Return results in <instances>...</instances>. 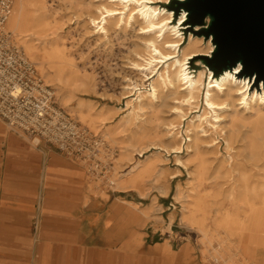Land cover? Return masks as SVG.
<instances>
[{"label": "bare ground", "instance_id": "6f19581e", "mask_svg": "<svg viewBox=\"0 0 264 264\" xmlns=\"http://www.w3.org/2000/svg\"><path fill=\"white\" fill-rule=\"evenodd\" d=\"M11 1L6 32L42 70L50 68L61 92L70 96L80 88L83 94H108L117 80L116 101L126 100L128 110L117 130L127 135L122 149L131 163L117 189L144 199L150 192L145 184L151 182L168 196L170 188L161 182L162 152L175 153L189 181L186 188L177 186L173 199L182 207L181 225L197 235L202 254L211 253L217 264H264L263 80L241 63L229 67L224 61L215 73L209 70L204 93L206 68L194 73L187 64L210 57L216 45L212 36L205 43L202 25H192L188 10L179 25L174 23L176 3L184 0ZM74 23L82 25L83 46L65 35V27ZM183 30L190 33L187 43ZM79 109L90 126L107 120L105 111L83 104ZM120 202L137 212L134 224L162 211L156 198L144 209Z\"/></svg>", "mask_w": 264, "mask_h": 264}, {"label": "crops", "instance_id": "0c3cea01", "mask_svg": "<svg viewBox=\"0 0 264 264\" xmlns=\"http://www.w3.org/2000/svg\"><path fill=\"white\" fill-rule=\"evenodd\" d=\"M107 194L91 192L79 161L0 119V264H200L173 236L147 241L135 211Z\"/></svg>", "mask_w": 264, "mask_h": 264}, {"label": "rangeland", "instance_id": "374dc122", "mask_svg": "<svg viewBox=\"0 0 264 264\" xmlns=\"http://www.w3.org/2000/svg\"><path fill=\"white\" fill-rule=\"evenodd\" d=\"M184 10H187V8L184 6H180L179 9H174L173 21L174 23H176V25H179V19L182 17V13L184 12ZM188 18L186 20H188ZM198 19L199 13L195 12V15L192 19V25L198 24ZM81 26L82 25L77 26L76 23L68 25L67 27H65L64 32L68 38H72L74 41H76L77 45L83 46L84 43L82 40L83 33ZM178 27L179 29H182V27ZM208 27L209 20L208 18H206L204 20V23L202 24V30L199 33L200 35L204 36L205 43L208 41L209 37L212 36L215 44V38L213 34H207V32L205 31L208 30ZM183 31L185 33L187 43L190 33L189 31L187 32V30ZM18 42L20 45L23 46V44L19 40ZM29 58L31 59V57ZM227 59L228 57L225 54L221 53L217 57H214L213 55H211L210 57L199 56L195 60L190 59L188 61L187 65L190 68H196V71H193L194 73L198 72V70L200 69L206 68L207 74L205 76L206 86L204 93L206 92L207 83L209 82V70H213V72L215 73V70L221 69L222 63L224 61H227ZM196 60H200V63H198V61ZM33 62L37 65L38 70L44 78L46 84L54 89L56 94L57 105L61 109L66 111L79 124V126L84 129V131L87 133V135L93 142L99 143L97 150L99 151L100 155H96L94 159H89V166L86 164V162L79 161L81 165L85 167V174L87 175V179L90 182L91 192L95 196L100 195L103 198H108L107 190H109L110 192H114L117 197L121 198L120 200H129L136 204H140L141 209L152 205L154 199L156 198V202L159 206L162 207V211L153 213V216L149 218H143L140 216V223L135 224V228L137 229L138 233L149 234L146 239L147 241H150V243H162L165 242L166 239L171 240V236H173L174 245L187 244L194 247L195 251L197 252V256L199 257L200 264H217L213 261L211 253H206L205 256L202 254L200 248L196 244L197 235L192 231L186 229L180 223L182 207L179 204H175L173 196L176 192L178 185H182L184 188L187 187L189 176L184 168L178 167L176 163L175 153L162 152L166 168L164 178L161 182L166 185L168 184L170 188L168 196L162 197L156 189H152L153 185L151 182H147L145 184L147 188H150V192L148 196L144 199H142L139 194L135 191L122 192L117 189V183L118 179L120 178V175L128 171V166H130L131 164L127 160H124V151L122 149V143H125V145L128 143L127 135L117 130L122 117L128 113L126 104L127 101L124 100L122 103L116 101V95L119 89L117 80H115V84L113 85L112 89H109L110 91L108 92V94H104L102 90H98L97 94H83L81 89L78 88L73 94L69 96L67 93L61 92L59 90V88L62 87L60 85H57V82L54 81L53 74L48 66L45 67V70H42L41 65H39L36 61ZM252 73L258 76L256 72ZM249 74L252 75L251 72H249ZM259 80L261 81L263 79L260 77ZM136 97V95H132L130 96V99H136ZM80 104H83L85 107H93V110L96 113L100 111L107 112V120L105 122L95 120L94 127L90 126V124L88 123L83 122L81 117L84 116L83 114L87 115V113H81L79 109ZM203 105L204 100L202 101V108L200 112H202L203 110ZM192 116H194V113L191 114V117ZM186 127L187 121L183 123V126L181 128V131H183L182 134L185 137ZM32 140L34 142H38V140H36L35 138H32ZM152 152L146 154L144 158H140L138 155H135L133 156V160H144L146 156L151 155ZM185 155L186 151L184 152L183 156ZM219 156L223 158L228 157V154L225 150V143L223 141L222 145L219 148ZM99 160L102 162V168H96V165ZM90 165H93L94 168H90ZM177 171H179V173ZM175 174H178L179 176L173 178V175ZM135 216L137 218V212H135ZM158 216L162 218L161 221L157 220ZM171 216L174 217V222L172 225H169L171 221ZM108 226H111L110 222L108 223ZM167 227H170V230H168ZM144 234H138L136 242L137 245L142 244V238L146 236Z\"/></svg>", "mask_w": 264, "mask_h": 264}, {"label": "built area", "instance_id": "2783aa9c", "mask_svg": "<svg viewBox=\"0 0 264 264\" xmlns=\"http://www.w3.org/2000/svg\"><path fill=\"white\" fill-rule=\"evenodd\" d=\"M11 10V0H0V119L10 130L44 141L67 157L88 165L89 159L100 155L99 143L93 142L57 105L54 89L46 84L36 64L6 32ZM101 166L99 160L96 168Z\"/></svg>", "mask_w": 264, "mask_h": 264}, {"label": "water", "instance_id": "95a60500", "mask_svg": "<svg viewBox=\"0 0 264 264\" xmlns=\"http://www.w3.org/2000/svg\"><path fill=\"white\" fill-rule=\"evenodd\" d=\"M180 6L187 8L190 20L199 13L200 25L209 19L205 31L215 38L214 57L223 53L229 67L241 63L264 80V0L177 1L175 9Z\"/></svg>", "mask_w": 264, "mask_h": 264}]
</instances>
